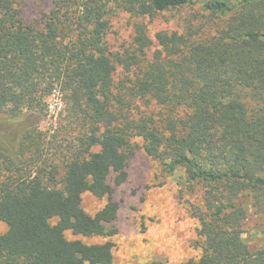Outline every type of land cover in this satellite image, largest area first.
<instances>
[{
	"label": "trees",
	"instance_id": "trees-1",
	"mask_svg": "<svg viewBox=\"0 0 264 264\" xmlns=\"http://www.w3.org/2000/svg\"><path fill=\"white\" fill-rule=\"evenodd\" d=\"M52 2L39 26L23 21L17 0H0V113L40 116L59 91L78 136L62 161L37 128L16 153L0 152V264H114L115 191L137 138L168 173L203 188V208L190 204L201 256L182 264H264V247L242 238L243 200L264 215V0ZM186 6L198 12L181 32L156 33L152 59L144 23L126 55L110 50L114 12L153 18ZM118 65L137 71L131 85L116 86ZM137 99L160 111L137 117ZM87 193L107 200L94 215Z\"/></svg>",
	"mask_w": 264,
	"mask_h": 264
},
{
	"label": "rangeland",
	"instance_id": "rangeland-1",
	"mask_svg": "<svg viewBox=\"0 0 264 264\" xmlns=\"http://www.w3.org/2000/svg\"><path fill=\"white\" fill-rule=\"evenodd\" d=\"M20 16L27 24L42 26L45 15L53 8L52 0H17ZM198 6H186L157 13L153 18H138L125 11L118 10L110 15V32L107 43L114 54L126 55L131 48L137 23L147 26L154 44L150 50V59L159 49L156 33L159 31H179L188 18H193ZM137 71L126 72L122 65L117 66L115 75L118 88L131 85L128 79H134ZM46 111L40 115L25 114L11 117L0 113V152L16 153L23 141V133L29 128H37L42 143L51 148L62 161V150L68 143H76L79 126L76 125L72 109L64 96L55 92L47 99ZM146 100H135L133 113L139 117L160 111L151 107ZM134 154L127 164L128 179L116 187L115 199L120 210L115 227L118 234L112 238L114 264H151L154 261L163 264H182L190 259H199L201 250L197 248L199 228L198 219L190 211V204L203 208L202 186H190L185 182L183 170L168 173L162 164L145 153L141 138L133 140ZM27 155V154H26ZM85 210L94 215L106 204V199H98L90 193L84 195ZM247 219L243 225L242 238L253 250L264 247V215L255 211L250 199H244ZM57 222V219L52 221ZM7 225L0 223V236L7 231ZM69 239H75L70 232ZM93 244L104 242L101 238H83Z\"/></svg>",
	"mask_w": 264,
	"mask_h": 264
}]
</instances>
